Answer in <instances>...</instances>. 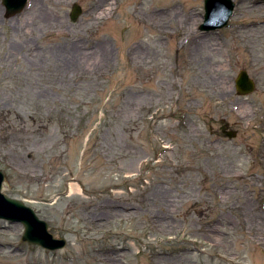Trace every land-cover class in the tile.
Here are the masks:
<instances>
[{
	"label": "rangeland",
	"instance_id": "rangeland-1",
	"mask_svg": "<svg viewBox=\"0 0 264 264\" xmlns=\"http://www.w3.org/2000/svg\"><path fill=\"white\" fill-rule=\"evenodd\" d=\"M33 1L0 0V171L66 246L0 220V264H264V0Z\"/></svg>",
	"mask_w": 264,
	"mask_h": 264
},
{
	"label": "water",
	"instance_id": "water-1",
	"mask_svg": "<svg viewBox=\"0 0 264 264\" xmlns=\"http://www.w3.org/2000/svg\"><path fill=\"white\" fill-rule=\"evenodd\" d=\"M27 0H2L6 17H12L21 12ZM235 4L231 0H204V20L200 26L202 31H211L226 27L233 15ZM82 13L80 6L73 5L71 19L75 20ZM237 95L246 96L254 92L255 84L245 71H240L235 80ZM232 138L231 134H228ZM5 177L0 171V220L20 223L24 227L21 240L37 245L45 250L56 251L65 247L63 238L50 233L48 224L40 220L34 210L21 201L9 198L3 190Z\"/></svg>",
	"mask_w": 264,
	"mask_h": 264
},
{
	"label": "bare ground",
	"instance_id": "bare-ground-1",
	"mask_svg": "<svg viewBox=\"0 0 264 264\" xmlns=\"http://www.w3.org/2000/svg\"><path fill=\"white\" fill-rule=\"evenodd\" d=\"M36 0L35 1H33V3H32V6H31V10H33V11H36V13H39L38 14V16L39 17H44V14L41 12V8L40 7H35V5H36ZM38 6V5H37ZM36 8V9H35ZM24 10V9H23ZM0 12H3V9H1L0 8ZM41 22H43L44 20L43 19H39ZM47 21V20H46ZM45 21V22H46ZM76 48V47H75ZM204 48V47H203ZM86 54H84V53H81V57H84ZM5 184V183H4ZM80 191V189H78V187H75L74 185L73 186H71V185H68V192L69 193H71V192H79ZM29 244V243H28ZM31 245V244H30Z\"/></svg>",
	"mask_w": 264,
	"mask_h": 264
},
{
	"label": "flooded vegetation",
	"instance_id": "flooded-vegetation-1",
	"mask_svg": "<svg viewBox=\"0 0 264 264\" xmlns=\"http://www.w3.org/2000/svg\"><path fill=\"white\" fill-rule=\"evenodd\" d=\"M224 132H229V131H228V126L226 127V130H225Z\"/></svg>",
	"mask_w": 264,
	"mask_h": 264
}]
</instances>
